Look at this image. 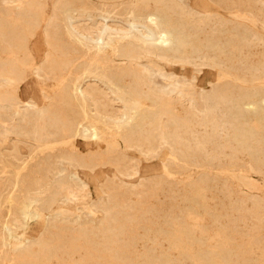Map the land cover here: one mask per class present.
<instances>
[{
  "label": "rangeland",
  "instance_id": "374dc122",
  "mask_svg": "<svg viewBox=\"0 0 264 264\" xmlns=\"http://www.w3.org/2000/svg\"><path fill=\"white\" fill-rule=\"evenodd\" d=\"M11 1L13 0H0V8L5 7L6 3L11 2ZM73 1L75 2L74 3L75 10L73 12L74 21H75V24H77L76 25L77 27L81 29L83 28L81 30V34L83 36H80V37H82V39L84 40H88L90 36H94V37L97 36L99 34V29L105 23L103 16L107 15L105 13L106 9H104V7H102L101 5L103 6L108 5L110 7V11L112 12L115 9V11L110 14L111 19L108 20L111 26H114L113 29L120 31L119 29H121L122 27L123 28L126 27V24H125L126 17L124 15L122 16L123 18L120 16L122 19L121 20L120 17H118V14H120V12L122 14H125L129 7L128 5L131 4L130 2L132 0H121V1L115 0V2L113 0V3H112V0L111 1H107V0L106 1L105 0H102V1L95 0L94 1L93 0L96 3H93L92 0H78V1L73 0ZM146 1L147 2L150 1V3L154 5V1H158V0H146ZM222 1H224L225 4ZM260 1L261 0H237L236 2V0H217L216 2L215 0H182V2L180 3L181 8L179 9V13L177 15L178 20L181 23V25L185 27L186 34L189 36L191 35L190 37L191 40H194L195 41L194 43L196 44V46L200 48V49L190 50L193 52V53L191 52L192 59L196 61L191 60V63L189 64L181 62L179 63V65L178 63L176 65H173L174 62H171L170 64L169 63L170 61L168 62L167 60L164 61L160 57H158L159 58L158 59L156 55H154L155 56V59H154V57H152L153 55H149V54H141L139 58H132V59L128 58V59L122 60L121 56L118 53V49H116L118 38H115V42H111V45L108 47L109 49L107 48V50L104 49V51L100 52V58H101L100 63H102L101 64L102 68L103 69L105 68L104 70L105 72H110V73L114 72L115 74L121 76L120 78H123V79L129 76L130 79L129 77L127 78V80L124 79V81L125 80L126 81L125 82L122 81V84H121L122 86L116 87V88L110 87L108 85L109 83L107 79H105L102 76L97 77L96 74H93L94 77L93 75H91L89 79L87 78L89 81L86 80L82 82L83 89L87 91V93L89 92L88 95L90 94V99H94L95 101V102L93 101L92 103L90 102L89 115L91 116L90 123L93 124L95 128L97 129L99 139L97 138V140L94 141L93 146L86 147L82 153V158L85 157V161L87 159V161L90 163L91 161L94 160L95 163L97 164L94 170L95 172H94L87 168H82V167L80 168V166H78L77 164L73 167V165L68 164L67 162H64V160L61 159L63 152L60 150L59 151L57 150V152L56 150L55 151L45 150L44 146H40L42 144L36 140V135L33 132L34 129L30 130L32 132H29V131L22 132V131L16 130L15 133L13 132L11 134H7L4 131V126L7 125L8 119L11 118L14 113L13 105L9 104L8 106H4V103H2L3 102L2 100L7 97L11 98L12 100L17 98V101L21 102V105H23L21 107L22 111L20 110L21 112H24L23 110L27 108L26 105L28 103L34 104L35 109L31 108L30 110L34 114V117H31L32 119L30 118V120H32L33 122L31 123L33 124V126L37 125L36 116H35L36 113L40 112L41 109L45 107H46L45 109L50 112L49 114H52V112H54L55 110L56 112H58L61 109L60 110L61 119L66 118L67 110L64 109L63 106L59 105V100H58L59 96L62 93V90L65 86H67L68 84H71L77 79V77L79 78L81 76L88 61L93 56V53L92 51H90V49H85L83 44L71 38L69 34H67L68 36H65L66 32L64 31V28H63L64 17L63 15H59L61 13L58 10L57 12L54 10L55 9L54 0H49L48 5H47L48 7L46 6L45 8L46 14L44 13L43 19H44L45 25L50 22V19L52 21L54 20V23L49 28L50 32L52 33V34L50 33V38L53 36L51 40L54 41L55 39L54 41L56 42L55 44L58 45V48L59 47L61 48L59 49L61 50V52H64L67 57V58L64 57V55L63 57L61 56L62 57L61 59H63L62 61L64 62L63 69L54 70L51 67H46V69L45 68L40 69L43 64L46 53L49 50L46 44V41H45L46 38L44 36L45 26L44 27L42 26L41 28H39L40 30L38 29V31L35 33L36 37L34 36L35 38H33L30 42V45H29V49L31 51L30 59H28L24 63H21L23 66V73L25 75L24 83L19 85L17 83H13L9 81L7 83L6 82L7 80L0 79L2 83L4 82L3 83L4 86L0 82V116H2L0 118V128L2 129V131L5 132V134L10 135L9 137L6 136L4 132H2L0 129V133L3 134L1 135L2 137H0L2 138L0 139V184H1L0 191H2L0 192V206L5 205L3 206L5 208L1 207L0 209V217H1L0 218V264H217V263L218 264L220 263L221 264H239V263L240 264H244V263L245 264H255V263L264 264V258H263L264 257V232H262L264 231L263 229L264 228V213H263L264 212L263 211L264 209V206H263L264 205L263 203L264 202V193H263L264 192L263 190L264 189V164L263 162L264 161H262L264 160L263 158L264 157V147H263L264 146L263 145L264 144V132H263L264 128L262 129V127H264V120L261 122L263 123L261 126V129L259 130L257 129L258 135L256 139L252 141L254 142V144L253 143H251L250 145L248 144L249 145V148H248V145H244V146L242 144L240 145V143H238L237 141L238 131L236 130H238L237 129L238 125L234 121V118L232 117L230 110L229 111L227 110L223 114H217L213 118V116L206 114L208 113L206 112L208 111V107L205 102L206 99L211 97L216 91H225L228 93H233V91L237 89L239 90V92L234 91V94L235 95L237 94L236 96L244 92L247 93V91L248 93H253L254 91L259 90V92L264 93V58H263L264 57L263 56L264 55V24H263L264 20L262 19L264 18V14H263L264 7H262V4L260 3ZM84 3H86L85 6L87 5L86 6L87 8H85ZM126 3L128 5H126ZM236 3H238L239 5ZM225 5H226V9L224 7ZM113 6L115 8H113ZM87 9H88V12L86 11ZM89 9L90 10L93 9V10L89 12L90 11ZM238 10H240V12ZM251 11H254V12H251ZM53 12L56 15L52 14ZM255 12H259V13H255ZM115 13H118V14L115 15ZM112 14H114L115 17ZM259 14L261 15L262 18L260 17ZM58 15H59V18L57 17ZM193 17H195L194 21H192L194 19ZM202 23L204 24V26L202 25ZM238 23L241 24V26L237 25ZM60 24H62V26ZM118 24L121 25V27ZM199 25H202L204 28H202V26H199ZM250 27L252 28V30H250L251 29ZM243 30H245V32L249 31L252 33L255 31L254 34L257 35V37L259 35L260 36L255 41L252 40L250 42H245V41L236 42L237 40L236 38L234 40L229 39L233 37L232 34L237 33V32L243 33L244 32ZM54 33H55V36H54ZM61 36H63V39ZM68 37L70 39H68ZM66 39H68L69 41H66ZM61 40L62 42H59ZM77 44H78V47H77ZM2 47L3 46H0V50H1L0 58L6 59L8 58V56L10 57L11 55L7 51V49L2 50ZM231 47H233V50ZM240 47H242V49ZM69 48L72 50V52ZM232 51L233 52L235 51L234 52L235 54ZM84 52H87V53L85 54ZM148 55L150 57H148ZM118 56H120V58H118ZM11 57L15 58L14 56H11ZM73 57H75V60ZM234 57L237 60H235ZM67 60H69L70 62ZM125 61H126V64H125ZM192 61L194 63H192ZM117 62L119 64H117ZM106 64L108 65L105 66ZM195 64L197 65L194 66ZM29 65L31 66L29 67ZM213 65L215 66L213 67ZM237 66L239 67V69ZM76 67L78 70L76 69ZM106 67H110V68H106ZM145 67H147V70ZM109 69L110 70L113 69V70L110 71ZM75 70L79 71V73L76 72ZM117 70L119 71L118 73H117ZM155 71H162L166 77L163 76L157 79V77H155ZM43 72H45V74H43ZM47 72L50 73L49 77H48L49 74ZM55 72L57 73L56 76L54 75ZM41 75L45 77L43 78ZM132 76L134 79L131 78ZM72 78L74 81L72 80ZM140 78H143V79H140ZM170 79L172 80L171 82H170ZM132 80L133 82H131ZM140 80H141V83H140ZM67 81H68V84H67ZM177 81L179 82L177 83ZM247 82H249V85ZM133 84L135 85L133 86ZM177 85L178 87H176ZM229 85L231 87L230 90L228 88ZM135 86H138V87H135ZM139 86L141 89L139 88ZM147 86H148V89H147ZM235 86H238V87L234 88ZM149 88L154 92H158L164 95L166 91H170L171 92L170 95L166 93L167 96L166 95L165 96L172 107L173 115L174 114L176 115L174 116L175 118L179 119V120L177 119L179 123L182 122L181 124H187V126L185 125V127L173 128L171 125H168L170 127L169 128L167 125L166 127L163 123L161 124L162 126L161 125L159 126V130H158L159 132L157 131L155 132V130H152L149 124L148 125L145 124L146 128H145V125H143L142 128L134 127L132 131L135 133V135H138V137L141 140H143L145 136L147 138L141 141L137 136L134 135V139H136V141L134 140L132 145H130L125 139L127 137V131L124 133V130H121L123 126H121L120 128L119 124L124 122L128 114H131L132 116L134 115L132 113L135 112V110H133L135 101L140 102L141 104L140 111H141V114L143 113L142 115L144 116L148 115L152 111H155L152 109L157 110L153 102H152V105H153V108H152V105H151L152 99L145 98L146 94L150 92ZM87 89L88 90L90 89V90L88 91ZM142 89L144 90L142 91ZM261 89L263 90V92ZM132 90L134 91L132 92ZM94 92L96 93L98 92V93L96 94ZM114 92H117V93H114ZM11 93H14V94H11ZM130 94H132V96H130ZM137 95H139L141 98ZM142 95H144V98ZM102 96L105 98H103ZM136 96H137V99H136ZM201 98L203 101L201 100ZM95 99L99 102H97ZM129 102L133 104H130ZM93 103H97L98 108H97V105H94ZM172 104L174 105V107ZM5 109L7 112H3L5 111ZM193 109H195V112L193 111ZM142 110H145V111H142ZM232 111L235 113L234 109ZM107 112L109 113V115ZM144 112L145 114L146 113L148 114L145 115ZM4 113L8 115H5ZM4 116H6V118H4ZM191 116L192 117L195 116V117L192 118ZM201 116L203 118L205 117L204 120H201L203 119L201 118ZM242 116H243L242 120H245V118L248 117L249 115L242 113L241 118ZM208 117L210 118L208 119ZM211 119H213L214 121L212 122ZM187 120L188 121L190 120V121L188 122ZM215 121H217L219 124L217 122L215 123ZM226 122L228 124V127H226L227 125H225ZM1 123L3 124V126ZM4 123H6V125ZM207 123H209L210 126H207L208 125ZM214 123H215V127L217 130L214 127ZM191 125L193 126V128L191 127ZM197 125H199V127L200 125L201 127L202 126L203 127L202 128L200 127L201 129H199V127L197 128ZM46 126L48 127L47 128L48 134H53L57 137L62 135L59 130H56L55 128L51 127L50 124H47ZM187 127L188 128L190 127V128L188 129ZM51 128L53 129L51 130ZM116 128H118L119 130H117ZM195 128H197L196 129L197 132L195 131ZM220 128H223L224 133H223V130ZM211 129H213L214 132ZM209 130H211L212 132ZM261 130H262V133L259 134ZM49 131L50 132L52 131V133H50ZM152 131H153L152 133L153 135H151ZM168 131H171L173 133L168 132ZM192 131L195 133H192ZM207 131H208V134H207ZM122 132L126 135V137L123 136L124 134ZM154 133L155 135H157V137L154 135ZM227 133L229 134L227 135ZM25 134L26 135L28 134L29 136L28 135L26 136ZM192 134L195 136L194 138H192L193 137ZM224 134L227 135V137H225ZM213 135L215 136V138ZM219 135H222L224 137V140H222L221 139L222 136H219ZM3 136H5L6 138ZM169 136L171 138L170 140H173V141L169 140ZM228 136H230L231 138L230 137L228 138ZM159 138L160 140L164 139L165 142L164 140L160 141ZM174 139L176 140L175 142H174ZM259 139L261 140V143ZM139 140L140 142H138ZM180 140H182V142ZM141 142H142L143 147L141 145ZM138 143H140L139 144L140 146H138ZM149 144L150 145L153 144L152 146L154 148L152 146H151L152 148H150ZM238 144L240 145V147ZM129 146L130 147L132 146L131 149L129 148ZM146 146H148L150 149ZM82 147L84 148V145H82ZM158 147H160L159 151H158ZM203 149L205 152L203 151ZM149 150L150 151L153 150L154 154H152L153 152L149 153ZM248 150L250 151V153ZM145 151H147L148 154ZM180 151L182 152V154ZM13 152H14V155H13ZM47 152L51 154L50 157L48 156L50 154L49 153L47 154ZM89 152H90V155H88ZM140 152H142L145 155L141 154ZM206 152H207V155H206ZM118 153L121 154L122 156L118 155ZM252 153L253 155H251ZM97 154L99 156H97ZM186 154H189V156H187ZM232 154L234 155V157L232 156ZM114 155L118 158V160L117 158H115ZM210 155L212 156L211 157L212 159L210 158ZM14 156L16 157V159H14L15 158ZM97 157H99V159ZM259 157H261V159H258ZM110 159H113V161ZM15 160H18V161L15 162ZM130 160H133L135 162L132 161L131 163ZM26 161L28 162L26 163ZM56 162L57 164L59 163L58 165L55 164L57 165V167L59 166V169L63 167L66 168V171L63 172V174H65V179L63 180L62 187H59L58 192L56 191V187H55L56 183L54 181L55 180L54 177L56 174L54 173L55 171L53 172L51 169L53 163H56ZM258 162L261 165L258 164ZM37 163L39 165H34ZM115 163L116 164L118 163L119 165H116ZM24 165H27V168H30L31 172L29 171V169L27 170V172L30 173L31 175L28 174L30 176L28 177V182L26 184L25 190L21 191V195L19 196V199L17 202V213L16 214L20 218H18L17 216L16 218L15 216L14 217L10 216L9 206H8L9 203L7 201L8 199H6L8 195L7 192L9 191V187L7 185H9L8 183H10L13 180V178L17 176V174L24 167ZM123 166H126V167L123 168ZM127 166L128 167L130 166V167L127 168ZM249 166L251 167V170H253L252 168L255 167L253 170L255 173L250 170ZM75 167L77 168L79 167L80 170ZM258 167L260 168L257 169ZM15 168L17 169V171ZM38 168H41V169H38ZM42 169H45V170H42ZM126 169H128V171ZM135 169L137 171L133 173ZM87 170H90V171H87ZM120 170L124 171V173ZM32 171L34 173H32ZM83 172H85V174H81ZM32 175H35V176H32ZM75 175H78L79 177L76 178ZM114 176L117 178V180ZM46 177L49 180V184L46 187L48 191L45 195L46 196L44 198L45 200H43L44 203L39 202L38 200H34V201L29 200L28 198V196H30L28 195L29 191L28 192L26 191L28 190V187L31 184L30 181H33V180L41 181L43 180V178H46ZM161 179H164V181H162ZM248 179H250V181ZM5 180L6 181L8 180V181L7 183L4 184L3 182H6ZM149 181H153V182H149ZM110 182L112 184L111 186H110ZM143 182H145L144 185H142ZM153 183H155L156 185L155 184L153 185ZM82 184H83V188H82ZM113 184L115 185V187ZM117 185L120 187L119 190H121V192L123 193H120L119 190L117 191L118 189ZM120 185H123V186L121 187ZM141 185L143 187H141ZM150 186L152 187L151 189H150ZM79 187L81 188L80 190H79ZM144 187L145 188L147 187V188L145 189ZM154 187H158V188H154ZM255 187L257 190L255 189ZM53 188H54V191H53ZM138 189H141V192L142 191L143 192L139 193L140 190ZM132 190H134L135 192H133ZM137 192H138V195H137ZM31 193L35 194L36 192L34 193L32 191L29 194ZM237 193H238V196H237ZM244 193L247 194V196ZM24 194H27V195H24ZM140 194L142 197L140 196ZM3 196L4 197L6 196V198H4ZM109 196L110 197L112 196V198H110ZM255 196L258 198H256ZM108 197L110 198V203H108L109 201H107L109 200ZM227 197L229 198V200ZM3 199L6 200L4 203L2 201ZM244 199L245 200L247 199L246 200L247 203ZM111 200H113L114 203ZM239 200L245 202L244 203L245 206H242L243 203L241 201L240 203ZM249 200H251L250 203H249ZM101 201L104 202L105 206L104 204H100ZM252 201L254 202V204ZM48 202L49 204H47ZM259 202L261 204H259ZM110 204L112 206H110ZM129 204L131 205L129 206ZM18 205H21V206H18ZM108 206L110 207L111 210L113 209V211L115 209V211L112 212L109 209H107L109 208ZM253 208H256V209L258 208L257 209L258 213ZM102 209L105 210L106 213ZM250 209L255 210V211L251 212ZM19 210H21V212ZM107 210H109L110 212L108 213ZM3 211H4V214H3L4 216L2 217ZM23 211L26 212V215L22 214ZM244 212L245 213L247 212V214H245ZM112 213L115 214V215L113 214L114 216L112 215L113 217L111 216ZM31 214L34 215V219L31 218L32 216ZM106 214L108 217L111 216L112 219L111 217L110 219L107 218V216H105ZM238 215L239 217H237ZM240 215H243V216H240ZM249 215L253 220L249 217ZM9 218L10 220H8ZM217 218H219L221 221ZM11 219L14 224L11 223ZM239 221L242 224L239 223ZM258 222L259 223L262 222L263 224L261 223L260 224L261 226H260ZM4 223L6 226L4 225ZM23 223H26V224H23ZM246 223L249 225L247 226ZM239 224H241L240 227H239ZM15 225H18V226H15ZM236 225L238 228L242 227L244 229L241 228L238 230ZM6 227H8V230ZM46 227L52 230L47 229ZM225 228L227 229V231L224 230ZM233 229L235 230V232L233 231ZM48 231H49V234H48ZM88 231H90L89 232L90 234L88 233ZM258 232L259 234L256 235ZM4 234L6 235L4 236ZM56 235L60 237L57 238L58 236ZM245 235L247 238L245 237ZM54 236H56V238ZM258 239L259 240L262 239L263 242H261L262 243L261 245ZM55 242L56 244H54ZM200 242H203V243H200ZM253 242H254V245H253ZM31 243L34 245L35 249L32 247L33 245ZM180 246H182L183 249ZM259 246L263 248L261 247L259 248ZM16 248L17 250L18 249L19 250L17 251ZM22 249L25 251H23ZM50 252H52V254ZM51 255H54V256L50 257ZM251 260H252V263H249L251 262Z\"/></svg>",
  "mask_w": 264,
  "mask_h": 264
},
{
  "label": "bare ground",
  "instance_id": "6f19581e",
  "mask_svg": "<svg viewBox=\"0 0 264 264\" xmlns=\"http://www.w3.org/2000/svg\"><path fill=\"white\" fill-rule=\"evenodd\" d=\"M78 1V0H77ZM93 1V0H92ZM95 1V0H94ZM93 1V3H96V2H94ZM102 1V0H101ZM106 1V0H105ZM107 1H111V0H107ZM118 1V0H117ZM121 1V0H120ZM216 2H217V0H215ZM48 2H49V0H13V1H11V2H7L6 3V6L5 7H2V8H0V46H3L2 47V50L3 49H7V51L10 53V55L11 56H14L15 58H13V57H9L8 56V58H6V59H3V58H0V79H3V80H7L6 82L8 83V81L9 82H13V83H17V84H19V85H21L22 83H24V80H25V75H24V73H23V66H22V64L21 63H24V62H26L28 59H30V56H31V51H30V49H29V45H30V42H31V40L33 39V38H35L36 37V35H35V33L38 31V29L39 28H41L42 26L44 27L45 26V28H44V36H45V38H46V44H47V46H48V52L46 53V56H45V58H44V61H43V64H42V66H41V68L40 69H43V68H45L46 69V67H51L52 69H54V70H62L63 69V65H64V62L62 61L63 59H61L62 57H63V55H64V57H66V55H65V53L64 52H61V48L59 49L58 48V45L57 44H55L56 42H54L55 41V39H54V41H52L51 40V38L53 37H51L50 38V26H52V24L54 23V20L52 21L51 19H50V22L49 23H47L46 25H45V23H44V19H43V16H44V13L46 14V10H45V8H46V6L48 5ZM81 2V1H80ZM79 2V3H80ZM83 2H85V1H83ZM82 2V3H83ZM114 2H115V0H114ZM149 2V3H148ZM146 1V0H132L130 3V5H128L127 3H126V5H128L129 7H128V9H127V11H126V13L125 12H123V13H125V14H122L121 12H120V14H118V13H115V15H117L118 14V17H122L123 15L126 17L125 19H126V27H122L121 29H119L120 31H117L116 29H113V27L114 26H111V24L108 22V20L109 19H111V13H113L114 11H115V9H114V11L112 12V11H110V7L107 5H101L102 7H104V9H106L105 10V13L107 14V15H104L103 16V19L105 20V23H104V25L99 29V34L97 35V36H90L89 38H88V40H84V39H82V37H80V36H83L82 34H81V30L83 29H81V28H79V27H77L76 25L77 24H75V21H74V17H73V12H74V10H75V2L73 1V0H54V6H55V11L57 12V10L61 13V14H59V15H63V17H64V22H63V28H64V31L66 32V34H65V36H68L67 34H69L70 35V37L71 38H73V39H75L76 41H78V42H80L81 44H83V46L85 47V49H90V51H92V53H93V56L90 58V60L88 61V63H87V65H86V67H85V69H84V71L82 72V74H81V76L78 78L77 77V79L74 81L73 80V78H72V80L74 81V82H72L71 84H68V81H67V86H65L64 88H63V90H62V93L60 94V96H59V105L60 106H63L64 107V109H66L67 110V116H66V118H64V119H61V117H60V110L58 111V112H56V110L54 111V112H52V114H49L50 112L48 111V110H46L45 108H43V109H41V111L40 112H37L36 113V121H37V125L35 126H33V124H31V123H33L32 122V120H30V118L31 117H34V114L30 111L31 110V108H34V104H31V103H28L27 105H26V109L25 110H23L24 112H21L22 110H21V107L23 106V105H21V102H19V101H17V98L16 99H14V100H12L11 98H2L3 100V102L2 103H4V106H8L9 104L10 105H13L14 106V113H13V116L11 117V118H7L8 119V121H7V125H6V123H4L6 126H4V131L7 133V134H11V133H15V131L16 130H18V131H29V132H32V131H30V130H32V129H34L33 130V132L35 133V135H36V140L38 141V142H40L42 145H40V146H44V149L45 150H51V151H55L56 150V152H57V150L59 151H62L63 153H62V156H61V159L62 160H64V162H67L68 164H71V165H73V167L77 164L78 166H80V168L82 167V168H87V169H90L91 171H94L95 170V168H96V163H95V161L93 160V161H91L90 163L87 161V159H86V161H85V157L84 158H82V153H83V151H84V149L86 148V147H90V146H93L94 145V141H96L97 140V138H98V133H97V129L95 128V126L93 125V124H91L90 123V119H91V116L89 115V106H90V102L92 103L93 101H94V99H90V94L88 95V93H87V91H85L84 89H83V87H82V82L83 81H89L88 79H89V77L91 76V75H93V74H96V76L98 77V76H102V77H104L105 79H107V81H108V85L110 86V87H114V88H116V87H121L122 85V81L123 82H125L126 80H127V78L129 77H127V78H124V79H126L125 81H124V79L123 78H120L121 76H119V75H117V74H115L114 72L113 73H110V72H105L104 70H105V68L103 69L102 68V66H101V64L102 63H100V60H101V58H100V52L101 51H104V49L105 50H107V48L111 45V42H115V38H118V43H117V45H116V49H118V53H119V55L121 56V58H122V60L123 59H128V58H139V56L141 55V54H149V55H153L152 57H154V59H155V56L154 55H156L157 56V58L158 57H160V58H162L164 61H166L167 60V62L168 61H170L169 63L171 64V62H174V64L173 65H176L177 63H178V65H179V63H181V62H183V63H187V64H189V63H191V60H194V59H192V51H190V50H192V49H200L199 47H197L196 46V44L194 43L195 41L194 40H191V35L189 36V35H187L186 34V32H185V27H183V25H181V23L179 22V20H178V17H177V15H178V13H179V9L181 8V2H182V0H158V1H154V5H152L151 3H150V1ZM214 2V1H213ZM220 2V1H219ZM218 2V3H219ZM223 3H224V1H222ZM226 2V1H225ZM236 2H237V0H236ZM239 2V1H238ZM243 2V1H242ZM248 2V1H247ZM77 3V2H76ZM88 3H89V1H88ZM112 3H113V0H112ZM221 3V2H220ZM240 3V2H239ZM251 3V2H250ZM260 3L262 4V7H264V0L262 1H260ZM85 4L86 3H84V6H85ZM91 4V3H90ZM183 4V3H182ZM225 4V3H224ZM235 4V3H234ZM236 4H238V3H236ZM257 4V3H256ZM78 5V4H77ZM80 5V4H79ZM89 5V4H88ZM94 5V4H93ZM121 5V4H120ZM239 5V4H238ZM246 5V4H245ZM84 6H83V8H84ZM87 6V5H86ZM85 6V8H87ZM153 6V7H152ZM220 6V5H219ZM229 6H231V5H229ZM228 6V7H229ZM235 6V5H234ZM233 6V7H234ZM258 6H259V4H258ZM48 7V6H47ZM225 7V9H226V5L224 6ZM239 7V6H238ZM244 7V6H243ZM242 7V8H243ZM251 7V6H250ZM113 8H115L114 6H113ZM230 8V7H229ZM240 8V7H239ZM257 8V7H256ZM260 8V7H259ZM94 9V8H93ZM93 9H91V10H93ZM116 9H118V8H116ZM224 9V8H223ZM245 9V8H244ZM253 9V8H252ZM53 10V11H54ZM90 10V9H89ZM91 10L89 11V12H91ZM112 10V9H111ZM123 10V9H122ZM229 10H231V9H229ZM233 10V9H232ZM250 10V9H249ZM263 10V9H262ZM87 12H88V9L86 10ZM85 11V12H86ZM117 11V10H116ZM119 11V10H118ZM121 11V10H120ZM239 12H240V10H238ZM245 11V10H244ZM257 11V10H256ZM104 12V11H103ZM247 12V11H246ZM251 12H254V11H251ZM255 13H259V12H255ZM52 14H55L54 12L52 13ZM88 14V13H87ZM90 14V13H89ZM251 14V13H250ZM264 14V13H263ZM56 15V14H55ZM59 15L57 16L58 18H59ZM83 15V14H82ZM112 15H114V14H112ZM115 15H114V17H115ZM260 15V14H259ZM196 16V15H195ZM240 16V15H239ZM242 16V15H241ZM78 17V16H77ZM117 17V16H116ZM121 17H120V19H121ZM184 17V16H183ZM215 17V16H214ZM213 17V18H214ZM257 17H258V15H257ZM260 17H261V15H260ZM54 18V17H53ZM56 18V17H55ZM61 18V17H60ZM98 18V17H97ZM123 18V17H122ZM194 19L192 20V21H194L195 20V17H193ZM254 18H256V17H254ZM262 18V17H261ZM76 19V18H75ZM217 19V18H216ZM251 19V18H250ZM260 19V18H259ZM263 20H264V18H262ZM62 20V19H61ZM122 20V19H121ZM258 21V20H257ZM206 22V21H205ZM264 22V21H263ZM56 23V22H55ZM58 23V22H57ZM60 23V22H59ZM211 23V22H210ZM216 23V22H215ZM228 23V22H227ZM262 23V22H261ZM190 24V23H189ZM264 24V23H263ZM61 26H62V24H60ZM119 25V24H118ZM202 25L204 26V24L202 23ZM202 25H199V26H202ZM237 25H240L241 26V24H237ZM98 26V25H97ZM120 27H121V25H119ZM192 26V25H191ZM202 26V28H204ZM208 26H209V24H208ZM215 26V25H214ZM243 26V25H242ZM246 26V25H245ZM245 26H244V28H245ZM118 27V26H117ZM196 27V26H195ZM206 27V26H205ZM219 27H221V26H219ZM239 27V26H238ZM247 27H249V26H247ZM251 28V27H250ZM250 28H248V29H250ZM53 29V28H52ZM240 29H241V27H240ZM247 29V30H248ZM40 30V29H39ZM250 30H252V28L250 29ZM214 31V30H213ZM244 32H245V30H243ZM53 32V31H52ZM239 33V32H237V33H234V34H232L233 35V37L232 38H229L230 40L232 39V40H234L235 38L237 39L236 40V42L237 41H245V42H250V41H252V40H256L258 37H257V35H255L254 34V32L252 33V32H249V31H247V32H245V33ZM64 33V32H63ZM191 33V32H190ZM229 33V32H228ZM230 33H231V31H230ZM52 34V33H51ZM214 34V33H213ZM35 36V37H34ZM54 36H55V33H54ZM65 36H64V38H65ZM62 37V39H63V36H61ZM193 37V36H192ZM227 37V36H226ZM230 37V36H229ZM59 38V37H58ZM68 39H70L69 37H68ZM68 39H66V41H69ZM56 40H57V38H56ZM65 40V39H64ZM225 40V39H224ZM201 41V40H200ZM204 41V40H203ZM202 41V42H203ZM226 41V40H225ZM262 41V40H261ZM59 42H62V40L61 41H59ZM59 42H57V43H59ZM73 42H75V41H73ZM72 42V43H73ZM201 42V43H202ZM233 42V41H232ZM79 43V44H80ZM228 43V42H227ZM222 44V43H221ZM224 44V43H223ZM235 44V43H234ZM238 44V43H237ZM236 44V45H237ZM226 45V44H225ZM239 45V44H238ZM259 45V44H258ZM60 46V45H59ZM80 46V45H79ZM82 46V45H81ZM262 46V45H261ZM63 47V46H62ZM70 47V46H69ZM71 47H72V45H71ZM77 47H78V44H77ZM225 47V46H224ZM238 47V46H237ZM223 48V47H222ZM232 48V50H233V47H231ZM241 49H242V47H240ZM244 48V47H243ZM255 48V47H254ZM261 48V47H260ZM64 49V48H63ZM62 49V50H63ZM70 49V48H69ZM93 49V50H92ZM109 49V48H108ZM71 50V49H70ZM77 50V49H76ZM83 50V49H82ZM220 50H221V48H220ZM236 50V49H235ZM263 50V49H262ZM1 51V50H0ZM67 51H68V49H67ZM195 51V50H194ZM197 51V50H196ZM241 51V50H240ZM65 52H66V50H65ZM71 52H72V50H71ZM89 52V51H88ZM192 52V53H191ZM226 52V51H225ZM233 52V51H232ZM235 52V51H234ZM233 52V53H234ZM68 53V52H67ZM77 53V52H76ZM85 54L87 53V52H84ZM228 53V52H227ZM246 53V52H245ZM2 54V53H1ZM235 54V53H234ZM3 55V54H2ZM71 55H72V53H71ZM74 55V54H73ZM88 55V54H87ZM92 55V54H91ZM148 55V57H150ZM262 55V54H261ZM260 55V56H261ZM62 56V57H61ZM69 56V55H68ZM108 56V55H107ZM120 56H118V58H120ZM238 56H239V54H238ZM264 56V55H263ZM87 57V56H86ZM197 57V56H196ZM207 57V56H206ZM236 57V56H235ZM235 57H234V59H235ZM27 58V59H26ZM67 58V57H66ZM74 58V60H75V57H73ZM73 58H71V59H73ZM141 58V57H140ZM217 58V57H216ZM215 58V59H216ZM231 58H233V57H231ZM238 58V57H237ZM264 58V57H263ZM77 59V58H76ZM111 59V58H110ZM159 59V58H158ZM257 59V58H256ZM78 60H79V58H78ZM78 60H76V61H78ZM84 60V59H83ZM118 60V59H117ZM121 60V59H120ZM141 60V59H140ZM235 60H237V59H235ZM243 60V59H242ZM67 61H69V60H67ZM66 61V62H67ZM119 61V60H118ZM127 61V60H126ZM126 61H125V64H126ZM135 61V60H134ZM138 61V60H137ZM142 61V60H141ZM194 61H196V60H194ZM219 61V60H218ZM222 61V60H221ZM263 61V60H262ZM70 62V61H69ZM73 62H75V61H73ZM85 62V61H84ZM123 62V61H122ZM136 62V61H135ZM213 62V61H212ZM216 62V61H215ZM223 62H224V60H223ZM233 62V61H232ZM258 62V61H257ZM72 63V62H71ZM81 63H82V61H81ZM80 63V64H81ZM105 63V62H104ZM121 63V62H120ZM192 63H194L193 61H192ZM200 63V62H199ZM217 63V62H216ZM227 63V62H226ZM255 63V62H254ZM113 64V63H112ZM112 64H110V65H112ZM117 64H119L118 62H117ZM222 64V63H221ZM228 64V63H227ZM226 64V65H227ZM232 64V63H231ZM108 64H106L105 66H107ZM177 65V66H178ZM185 65V64H184ZM197 64H195L194 66H196ZM200 65V64H199ZM233 65V64H232ZM238 65V64H237ZM31 65H29V67H30ZM124 66H126V65H124ZM137 66V65H136ZM142 66V65H141ZM187 66H189V65H187ZM191 66V65H190ZM215 65H213V67H214ZM217 66V65H216ZM220 66V65H219ZM68 67V66H67ZM71 67V66H70ZM73 67V66H72ZM79 67V66H78ZM238 67V66H237ZM242 67V66H241ZM243 67H244V65H243ZM106 68H110V67H106ZM118 68V67H117ZM136 68V67H135ZM146 68V70H147V67H145ZM201 68V67H200ZM222 68V67H221ZM50 69V68H49ZM65 69V68H64ZM73 69V68H72ZM76 69H77V67H76ZM122 69V68H121ZM120 69V70H121ZM124 69V68H123ZM144 69V68H143ZM195 69V68H194ZM226 69V68H225ZM228 69V68H227ZM237 69V68H236ZM238 69H239V67H238ZM25 70V69H24ZM47 70H48V68H47ZM53 70V71H54ZM78 70V69H77ZM81 70V69H80ZM110 70V69H109ZM113 70V69H112ZM112 70H110V71H112ZM116 70V69H115ZM114 70V71H115ZM126 70V69H125ZM160 70H162V69H160ZM46 71V70H45ZM71 71V70H70ZM76 71V70H75ZM82 71V70H81ZM122 71V70H121ZM164 71V70H163ZM241 71V70H240ZM243 71V70H242ZM27 72V71H26ZM58 72V71H57ZM76 72H78L79 73V71H76ZM119 71L117 70V73H118ZM126 72V71H125ZM136 72V71H135ZM38 73V72H37ZM48 73V72H47ZM52 73V72H51ZM56 73V72H55ZM54 73V75L56 76L57 75V73L55 74ZM122 73V72H121ZM237 73V72H236ZM28 74V73H27ZM43 74H45V72H43ZM49 74V75H48ZM47 75H48V77L50 76V73H48ZM65 74H66V72H65ZM68 74V73H67ZM53 75V76H54ZM69 75V74H68ZM70 75H72V74H70ZM126 75V74H125ZM244 75V74H243ZM42 76V75H41ZM52 76V77H53ZM54 76V77H55ZM62 76V75H61ZM76 76V75H75ZM163 76H165L164 74H163V72L162 71H155V77H157V79L159 78V77H163ZM242 76V75H241ZM259 76V75H258ZM34 77V76H33ZM43 77V76H42ZM45 77V76H44ZM43 77V78H44ZM74 77V76H73ZM93 77H94V75H93ZM126 77V76H125ZM143 77V76H142ZM166 77V76H165ZM47 78V77H46ZM59 78V77H58ZM66 78V77H65ZM88 78V79H87ZM103 78V79H104ZM132 79H134L133 78V76L131 77ZM169 78V77H168ZM67 79H69V78H67ZM71 79V78H70ZM129 79H130V77H129ZM136 79H137V77H136ZM140 79H143V78H140ZM147 79V78H146ZM150 79V78H149ZM171 79H173V78H171ZM170 79V82L172 81ZM138 80H139V78H138ZM182 80V79H181ZM61 81V80H60ZM70 81V80H69ZM135 81H137V80H135ZM134 81V82H135ZM147 81V80H146ZM1 82V81H0ZM54 82V81H53ZM131 82H133V80L131 81ZM130 82V83H131ZM144 82V81H143ZM148 82V81H147ZM169 82V81H168ZM179 81H177V83H178ZM239 82H241V81H239ZM2 83V82H1ZM4 83V82H3ZM2 83V85L4 86V84ZM86 83V82H85ZM105 83V82H104ZM130 83H129V85H130ZM140 83H141V80H140ZM248 83V85H249V82H247ZM6 84V83H5ZM144 84V83H143ZM232 84V83H231ZM245 84V83H244ZM253 84V83H252ZM7 85V84H6ZM9 85V84H8ZM84 85V84H83ZM95 85V84H94ZM135 84H133V86H134ZM146 85H147V83H146ZM180 85H181V83H180ZM235 85V84H234ZM239 85V84H238ZM251 85V84H250ZM125 86V85H124ZM232 86V85H231ZM12 87V86H11ZM16 87V86H15ZM93 87V86H92ZM135 87H138V86H135ZM144 87V86H143ZM146 87V86H145ZM160 87V86H159ZM176 87H178V85L176 86ZM190 87H192V86H190ZM223 87V86H222ZM236 87H238V86H235L234 88H236ZM139 88H140V86H139ZM138 88V89H139ZM155 88V87H154ZM216 88V87H215ZM224 88V87H223ZM229 90H230V85H229ZM233 88V89H234ZM127 89V88H126ZM129 89V88H128ZM132 89V88H131ZM141 89V88H140ZM147 89H148V86H147ZM150 89V88H149ZM189 89V88H188ZM222 89V88H221ZM225 89H226V87H225ZM240 89V88H239ZM88 90V89H87ZM90 90V89H89ZM88 90V91H89ZM94 90V89H93ZM95 90H96V88H95ZM125 90V89H124ZM144 89H142V91H143ZM168 90V89H167ZM243 90V89H242ZM262 90V89H261ZM14 91V90H13ZM12 91V92H13ZM134 90H132V92H133ZM136 91V90H135ZM140 91V90H139ZM234 91H238L239 92V90H234ZM234 91H233V93H228V92H225V91H216L211 97H209V98H207L206 99V105H207V107H208V111H206V112H208V113H206V114H209V115H211V116H213V118H214V116L215 115H217V114H223V113H225L227 110L229 111L230 110V113L232 114V117L234 118V121L236 122V124L238 125V127H237V129L238 130H236V131H238V133H237V141H238V143H240V145L242 144L243 146L244 145H250L251 143H253L254 144V142H252L253 140H255L256 139V137H257V135H258V131H257V129L259 130V129H261V126H262V124L263 123H261L263 120H264V93H261V92H259V90L258 91H254L253 93H248V91H247V93H242V94H239L238 96H236L235 94H234ZM241 91V90H240ZM244 91V90H243ZM130 92V91H129ZM250 92H251V90H250ZM262 92H263V90H262ZM94 93H96V92H94ZM98 93V92H97ZM96 93V94H97ZM100 93V92H99ZM114 93H117V92H114ZM136 93V92H135ZM138 93V92H137ZM143 93V92H142ZM142 93H140V94H142ZM166 93H168L169 95H170V91H166ZM165 93V95L167 96V94ZM174 93H176V92H174ZM173 93V94H174ZM204 93V92H203ZM11 94H14V93H11ZM105 94V93H104ZM125 94V93H124ZM129 94V93H128ZM9 95V94H8ZM94 95V94H93ZM98 95H100V94H98ZM119 95V94H118ZM122 95V94H121ZM135 95V94H134ZM164 94H160V93H158V92H154V91H152L151 89H150V92H148L147 94H146V96H145V98H148V99H152V101H151V105H152V102L154 103V105H155V107L157 108V110L156 109H152L153 108V105H152V110H155V111H152V112H150L149 114L148 113H146V114H148V115H146L145 114V112H144V114L146 115V116H144V115H142L141 114V111H140V102H136L135 100V102H134V108H133V110H135V112L134 113H132V112H130V113H132V114H134L133 116L131 115V114H128V116L126 117V119L124 120V122L123 123H120L119 124V126H120V128H121V126H123L122 128H121V130H124V133L127 131V137H126V135L124 134L123 136H125L126 138V140H127V142L130 144V145H132V143L134 142V140L136 141V139H134V135H135V133L132 131L133 130V128L134 127H143V125H145V124H149L150 126H151V129L152 130H155V132L157 131V132H159L158 130H159V126L161 125V124H163L164 123V125L166 126H168V125H171L173 128H181V127H185V125L187 126V124H181L182 122H180L179 123V119L178 118H175V116L173 115V111H172V107H171V105H170V103H169V101L167 100V98H166V96H165ZM172 95V94H171ZM205 95V94H204ZM14 96V95H13ZM92 96V95H91ZM130 96H132V94H130ZM137 96H139V95H137ZM137 96H136V99H137ZM143 96V98H144V95H142ZM6 97V96H5ZM11 97V96H10ZM96 97V96H95ZM103 97V96H102ZM140 97V96H139ZM204 97V96H203ZM94 98V97H93ZM100 98V97H99ZM98 98V99H99ZM103 98H105V97H103ZM107 98V97H106ZM128 98V97H127ZM141 98V97H140ZM140 98H138V99H140ZM142 98V99H143ZM48 99V98H47ZM51 100V99H50ZM96 100V99H95ZM128 100V99H127ZM132 100V99H131ZM170 100V99H169ZM201 100H202V98H201ZM97 101V100H96ZM173 101V100H172ZM203 101V100H202ZM31 102V101H30ZM52 102V101H51ZM95 102V101H94ZM97 102H99V101H97ZM101 102V101H100ZM111 103V102H110ZM116 103V102H115ZM130 103V102H129ZM193 103V102H192ZM52 104V103H51ZM94 105H97V103H93ZM112 104V103H111ZM130 104H133V103H130ZM93 105V106H94ZM102 105V104H101ZM173 105V104H172ZM205 105V106H206ZM24 106H25V104H24ZM2 107V106H1ZM107 107V106H106ZM173 107H174V105H173ZM8 108V107H7ZM11 108V107H10ZM96 108V107H95ZM97 108H98V105H97ZM199 108V107H198ZM35 109V108H34ZM235 110V113L232 111V110ZM13 110V109H12ZM21 110V111H20ZM37 110V109H36ZM58 110V109H57ZM98 110V109H97ZM9 111H11V110H9ZM8 111V112H9ZM129 111V110H128ZM142 111H145V110H142ZM193 111L195 112V109H193ZM205 111V110H204ZM3 112H7L6 111V109H5V111H3ZM2 112V113H3ZM66 112V111H65ZM116 112V111H115ZM120 112V111H119ZM127 112V111H126ZM146 112H147V110H146ZM57 113V114H56ZM108 113V112H107ZM118 113V112H117ZM247 114V115H249L248 117H246L245 118V120H242L243 119V116H242V118H241V114ZM5 114V113H4ZM193 114V113H192ZM5 115H8V114H5ZM31 115H33V116H31ZM101 115V114H100ZM108 115H109V113H108ZM199 115H201V114H199ZM10 116V115H9ZM106 116V115H105ZM178 116H180V115H178ZM196 116V115H195ZM194 116V117H195ZM227 116V115H226ZM2 116H0V118H1ZM192 117V116H191ZM194 117H192V118H194ZM217 117V116H216ZM230 117V116H229ZM4 118H6V116H4ZM94 118V117H93ZM116 118V117H115ZM201 118H203L202 116H201ZM205 118V117H204ZM204 118L203 119H201V120H204ZM207 118V117H206ZM210 117H208V119H209ZM224 118V117H223ZM231 118V117H230ZM32 119V118H31ZM178 119V120H177ZM184 119H185V117H184ZM188 119V118H187ZM195 119H197V118H195ZM35 120V119H34ZM95 120V119H94ZM114 120V119H113ZM117 120H118V118H117ZM182 120V119H181ZM200 120V119H199ZM198 120V121H199ZM207 120V119H206ZM205 120V121H206ZM212 120V122L214 121L213 119H211ZM219 120H221V119H219ZM226 120V119H225ZM2 121V120H1ZM6 121V120H5ZM103 121V120H102ZM184 121V120H183ZM188 121V120H187ZM190 121V120H189ZM188 121V122H189ZM192 121H194V120H192ZM191 121V122H192ZM107 122H109V121H107ZM187 122V123H188ZM208 122V121H207ZM217 121H215V123H216ZM221 122V121H220ZM223 122V121H222ZM203 123V122H202ZM215 123H214V127H215ZM218 123V122H217ZM2 124V123H1ZM47 124H50L51 125V127H53V128H55L56 130H59L60 131V133L62 134V135H60V136H55V135H53V134H48L47 133ZM100 124V123H99ZM103 124V123H102ZM115 124V123H114ZM191 124V123H190ZM208 125L207 126H210V124L209 123H207ZM219 124V123H218ZM235 124V125H236ZM193 125V124H192ZM191 125V127L193 128V126ZM223 125V124H222ZM225 125H227L226 127H228V124H227V122H226V124ZM2 126H3V124H2ZM115 126V125H114ZM149 126V127H150ZM162 126V125H161ZM166 126V127H167ZM212 126H213V124H212ZM212 126H211V128H212ZM218 126V125H217ZM224 126V125H223ZM169 127V126H168ZM199 127V125H197V128ZM200 127H201V125H200ZM199 127V129H201ZM204 127H206V126H204ZM213 127V128H214ZM233 127H235V126H233ZM53 128H51V130L53 129ZM145 128H146V125H145ZM160 128H162V127H160ZM164 128V127H163ZM170 128V127H169ZM173 128H171V129H173ZM188 128V127H187ZM190 128V127H189ZM188 128V129H189ZM197 128H195V131H196V129ZM218 128V127H217ZM231 128H232V126H231ZM264 127H262V129H263ZM1 129V128H0ZM117 130H119L118 128H116ZM167 129V128H166ZM215 129H216V127H215ZM220 129H222L223 130V128H220ZM234 129V128H233ZM139 130V129H138ZM137 130V131H138ZM147 130V129H146ZM181 130V129H180ZM212 131H213V129H211ZM211 130H209V131H211ZM217 130V129H216ZM229 130H230V128H229ZM1 131H2V129H1ZM4 131H2V132H4ZM58 131V132H59ZM150 131V130H149ZM191 131V130H190ZM189 131V132H190ZM199 131V130H198ZM211 131V132H212ZM219 131H221V130H219ZM5 132H4V134H5ZM21 132V133H22ZM50 132V131H49ZM140 132V131H139ZM143 132V131H142ZM142 132H141V134H142ZM168 132H171V131H168ZM173 132H174V130H173ZM173 132H171V133H173ZM180 132V131H179ZM182 132V131H181ZM197 132V131H196ZM202 132V131H201ZM206 132V131H205ZM214 132V131H213ZM230 132V131H229ZM263 132H264V130H263ZM26 133V132H25ZM50 133H52V131L50 132ZM53 133H55V132H53ZM116 133V132H115ZM118 133H120V132H118ZM146 133H147V131H146ZM153 133V131L151 132V135H153L152 134ZM187 133V132H186ZM191 133V132H190ZM192 133H195V132H193L192 131ZM203 133V132H202ZM216 133H218V132H216ZM215 133V134H216ZM223 133H224V130H223ZM222 133V134H223ZM260 133H262V130H261V132H259V134ZM7 134H5L6 136H10V135H7ZM29 134V133H28ZM27 134V135H28ZM181 134V133H180ZM207 134H208V131H207ZM210 134V133H209ZM229 133H227V135H228ZM1 135H3V134H1L0 133V137H2ZM22 135V134H21ZM26 135V134H25ZM26 135V136H27ZM57 135V134H56ZM58 135H59V133H58ZM143 135H145V134H143ZM154 135H155V133H154ZM175 135V134H174ZM173 135V136H174ZM176 135H177V133H176ZM179 135V134H178ZM189 135V134H188ZM193 135V134H192ZM191 135V136H192ZM199 135V134H198ZM198 135H196V136H198ZM227 135H225L224 134V136L225 137H227ZM17 136V135H16ZM29 136V135H28ZM121 136V135H120ZM135 136H137L138 137V135H135ZM140 136V135H139ZM147 136H148V134H147ZM156 137H157V135H155ZM160 136V135H159ZM167 136V135H166ZM171 136V135H170ZM170 136H169V140L171 139L170 138ZM180 136H182V135H180ZM183 136H185V135H183ZM214 136V135H213ZM219 136H222V135H219ZM232 136V135H231ZM263 136V135H262ZM3 137H5V136H3ZM34 137V136H33ZM142 137V136H141ZM153 137V136H152ZM172 137V136H171ZM179 137V136H178ZM187 137H189V136H187ZM195 136L193 135V137L192 138H194ZM230 136H228V138H229ZM234 137V136H233ZM6 138V137H5ZM13 138V137H12ZM16 138V137H15ZM18 138V137H17ZM35 138V137H34ZM122 138H124V137H122ZM139 138V137H138ZM137 138V139H138ZM143 138H144V136H143ZM145 138H147L146 136H145ZM144 138V139H145ZM161 138V137H160ZM160 138H159V140H160ZM168 138V137H167ZM185 138V137H184ZM197 138V137H196ZM214 138H215V136H214ZM218 138V137H217ZM231 138V137H230ZM0 139H2V138H0ZM4 139V138H3ZM21 139V138H20ZM99 139V138H98ZM140 139V138H139ZM143 139V140H144ZM150 139H152V138H150ZM154 139V138H153ZM189 139V138H188ZM221 139L222 140H224V137L222 136L221 137ZM141 140V139H140ZM140 140L138 141V142H140ZM143 140H141V141H143ZM148 140V139H147ZM164 140V139H163ZM163 140H160V141H163ZM168 140V141H169ZM193 140V139H192ZM202 140V139H201ZM153 141V140H152ZM159 141V142H160ZM170 141H173V140H170ZM176 140L174 139V142H175ZM181 142H182V140H180ZM184 141V140H183ZM188 141V140H187ZM191 141V140H190ZM194 141V140H193ZM230 141V140H229ZM259 141H260V143H261V140L259 139ZM258 141V142H259ZM151 142V141H150ZM159 142H158V144H159ZM164 142H165V140H164ZM236 142V141H235ZM123 143V142H122ZM155 143V142H154ZM256 143V142H255ZM259 143V144H260ZM135 144H137V143H135ZM134 144V145H135ZM140 143H138V146H140L139 145ZM172 144H173V142H172ZM178 144H179V142H178ZM182 144V143H181ZM186 144V143H185ZM185 144H183V145H185ZM193 144H194V142H193ZM198 144H199V142H198ZM252 144V145H253ZM257 144V143H256ZM255 144V145H256ZM15 145H17V144H15ZM82 145H84V148L82 147ZM141 145H142V142H141ZM146 145V144H145ZM150 145V144H149ZM153 144H151L150 145V148H152L153 146H152ZM175 145H176V143H175ZM175 145H173V146H175ZM201 145V144H200ZM200 145H198V146H200ZM217 145H219V144H217ZM222 145V144H221ZM234 145H235V143H234ZM239 145V144H238ZM240 145H239V147H240ZM249 145H248V148H249ZM264 145V144H263ZM152 146V147H151ZM165 146V145H164ZM167 146V145H166ZM179 146V145H178ZM212 146V145H211ZM216 146V145H215ZM225 146H226V144H225ZM243 146H242V148H243ZM254 146V145H253ZM15 147V146H14ZM17 147V146H16ZM132 147V146H131ZM131 147L129 146V148L131 149ZM142 147H143V145H142ZM146 147H148V146H146ZM169 147V146H168ZM202 147V146H201ZM201 147H199V148H201ZM222 147V146H221ZM235 147H237V146H235ZM238 147V148H239ZM256 147V146H255ZM262 147V146H261ZM264 147V146H263ZM18 148V147H17ZM120 148V147H119ZM135 148V147H134ZM140 148V147H139ZM149 148V147H148ZM149 148V149H150ZM154 148V147H153ZM159 148L160 147H158V151H159ZM171 148V147H170ZM194 148V147H193ZM209 148V147H208ZM207 148V149H208ZM247 148V147H246ZM245 148V149H246ZM259 148V147H258ZM143 149V148H142ZM183 149H185V148H183ZM186 149H188V148H186ZM189 149H190V147H189ZM197 149V148H196ZM210 149V148H209ZM221 149V148H220ZM224 149V148H223ZM228 149V148H227ZM250 149H252V148H250ZM249 149V150H250ZM18 150V149H17ZM42 150V149H41ZM141 150V149H140ZM146 150V149H145ZM175 150V149H174ZM192 150V149H191ZM215 150V149H214ZM248 150V151H249ZM258 150H260V149H258ZM15 151V150H14ZM50 151V152H51ZM117 151V150H116ZM120 151V150H119ZM173 151V150H172ZM178 151V150H177ZM203 151H204V149H203ZM207 151V150H206ZM224 151V150H223ZM226 151H228V150H226ZM240 151H241V149H240ZM239 151V152H240ZM251 151H253V150H251ZM146 153H147V151H145ZM150 152H153L152 154H154V151L153 150H149V153ZM176 152V151H175ZM181 152V151H180ZM200 152V151H199ZM205 152V151H204ZM208 152V151H207ZM207 152H206V155H207ZM243 152H244V150H243ZM255 152V151H254ZM253 152V153H254ZM259 152V151H258ZM49 152H47V154H48ZM116 153V152H115ZM114 153V154H115ZM141 154H143L142 152H140ZM248 153V152H247ZM247 153H245V154H247ZM249 153H250V151H249ZM248 153V154H249ZM253 153L251 154V155H253ZM9 154V153H8ZM16 154H18V153H16ZM35 154V153H34ZM34 154H33V156H34ZM50 154V153H49ZM54 154H55V152H54ZM53 154V155H54ZM96 154V153H95ZM117 154V153H116ZM123 154V153H122ZM148 154V153H147ZM146 154V155H147ZM181 154H182V152H181ZM209 154V153H208ZM211 154V153H210ZM226 154V153H225ZM257 154V153H256ZM10 155V154H9ZM13 155H14V152H13ZM44 155V154H43ZM59 155V154H58ZM88 155H90V152H89V154ZM118 155H121V154H119L118 153ZM143 155H145V154H143ZM187 156H189V154H186ZM236 155V154H235ZM7 156V155H6ZM49 157L51 156V154L50 155H48ZM97 156H99L98 154H97ZM115 156V155H114ZM122 156V155H121ZM175 156H176V154H175ZM184 156V155H183ZM222 156V155H221ZM232 156L234 157V155L232 154ZM245 156V155H244ZM15 157V156H14ZM16 157H17V155H16ZM16 157L14 158V159H16ZM24 157H26V156H24ZM32 157V156H31ZM48 157V158H49ZM57 157V156H56ZM88 157V156H87ZM181 157V156H180ZM186 157V156H185ZM212 156L210 155V158H211ZM237 157V156H236ZM23 158V157H22ZM30 158V157H29ZM59 158V157H58ZM89 158H90V156H89ZM98 159H99V157H97ZM115 158H117L116 156H115ZM202 158H204V157H202ZM207 158V157H206ZM221 158V157H220ZM250 158V157H249ZM252 158V157H251ZM264 158V157H263ZM26 159V158H25ZM33 159H34V157H33ZM93 159V158H92ZM114 159V158H113ZM113 159H110V160H112L113 161ZM124 159H126V158H124ZM212 159V158H211ZM239 159V158H238ZM258 159H261V157H259ZM8 160V159H7ZM19 160V159H18ZM18 160H15V162L16 161H18ZM31 160H32V158H31ZM30 160V161H31ZM37 160H38V158H37ZM41 160V159H40ZM48 160V159H47ZM51 160H52V158H51ZM55 160V159H54ZM116 160V159H115ZM117 160H118V158H117ZM128 160V159H127ZM208 160V159H207ZM220 160V159H219ZM237 160V159H236ZM25 161V160H24ZM36 161V160H35ZM59 161H61V160H59ZM58 161V162H59ZM123 161V160H122ZM121 161V162H122ZM131 161V163H132V161L133 160H130ZM179 161V160H178ZM262 161H264V160H262ZM28 161H26V163H27ZM40 162V161H39ZM49 162V161H48ZM55 162V161H54ZM63 162V163H64ZM100 162V161H99ZM111 162V161H110ZM119 162V161H118ZM124 162V161H123ZM133 162H135V161H133ZM194 162V161H193ZM257 162V161H256ZM44 163V162H43ZM51 163V162H50ZM60 163V162H59ZM58 163V164H59ZM114 163V162H113ZM112 163V164H113ZM128 163V162H127ZM131 163H130V165H131ZM235 163V162H234ZM17 164V163H16ZM24 164V163H23ZM55 164H57V162L56 163H53V165H52V171L56 174L55 175V187H56V191L58 192V190H59V187H62V183H63V180L65 179V174H63V172H65L66 171V168H61V169H59V166L57 167V165H55ZM116 164V163H115ZM134 164V163H133ZM138 164V163H137ZM172 164V163H171ZM253 164V163H252ZM258 164H260L259 162H258ZM263 164H264V162H263ZM20 165V164H19ZM33 165V164H32ZM34 165H39L38 163L37 164H34ZM99 165V164H98ZM116 165H119L118 163L116 164ZM124 165V164H123ZM140 165V164H139ZM254 165V164H253ZM257 165V164H256ZM261 165V164H260ZM259 165V166H260ZM18 166V165H17ZM16 166V167H17ZM23 166V165H22ZM49 166V165H48ZM47 166V167H48ZM19 167V166H18ZM32 167H34V166H32ZM41 167V166H40ZM43 167V166H42ZM50 167V166H49ZM120 167V166H119ZM124 167H126V166H123V168ZM130 167V166H129ZM128 166H127V168H129ZM132 167V166H131ZM170 167V166H169ZM22 168V167H21ZM75 168H77V167H75ZM117 168V167H116ZM133 168V167H132ZM140 168V167H139ZM249 168H250V170H251V167L249 166ZM255 168V167H254ZM254 168H252L253 170H254ZM260 167H258L257 169H259ZM16 169V168H15ZM29 169V171L31 172V170H30V168H27V165H24V167L20 170V172L17 174V176L16 177H14L13 178V180L10 182V183H8L9 185H7L8 187H9V191L7 192L8 193V195H7V198H6V196L4 197V198H6V199H8L7 201H8V203H9V212H10V216H12V217H16L17 216V202H18V199H19V196L21 195V191H23V190H25V187H26V184H27V182H28V177L31 175L30 173H28L27 172V170ZM33 169V168H32ZM36 169V168H35ZM38 169H41V168H38ZM71 169H72V167H71ZM74 169V168H73ZM77 169H79V167L77 168ZM131 169V168H130ZM42 170H45V169H42ZM76 170V169H75ZM80 170V169H79ZM90 170H87V171H90ZM97 170H98V168H97ZM124 170V169H123ZM127 171H128V169H126ZM253 170H251V171H253ZM260 170H262V169H260ZM16 171H17V169H16ZM36 171V170H35ZM51 171V172H52ZM81 171H83V170H81ZM120 171H122V170H120ZM126 171V172H127ZM134 171V170H133ZM137 170L135 169V171L133 172V173H135ZM256 171V170H255ZM50 172V171H49ZM95 172V171H94ZM123 173H124V171H122ZM130 172V171H129ZM254 172V171H253ZM32 173H34L33 171H32ZM72 173V172H71ZM118 173V172H117ZM255 173V172H254ZM28 174H30V175H28ZM81 174H85V172H83V173H81ZM93 174V173H92ZM258 174V173H257ZM260 174H262V173H260ZM12 175V174H11ZM15 175V174H14ZM45 175V174H44ZM50 175H51V173H50ZM71 175V174H70ZM121 175H122V173H121ZM128 175V174H127ZM259 175V174H258ZM32 176H35V175H32ZM123 176H125V175H123ZM123 176H121V177H123ZM52 177H53V175H52ZM67 177V176H66ZM75 177L76 178H78L79 176L78 175H75ZM115 177V176H114ZM9 178V177H8ZM7 178V179H8ZM53 178V179H54ZM70 178H71V176H70ZM116 178V177H115ZM123 178H125V177H123ZM4 179V178H3ZM36 179H38V178H36ZM30 180H31V178H30ZM68 180V179H67ZM72 180H73V178H72ZM116 180H117V178H116ZM129 180V179H128ZM162 181H164V179H161ZM243 180V179H242ZM249 181H250V179H248ZM255 180V179H254ZM4 181V180H3ZM6 181V180H5ZM8 181V180H7ZM7 181L6 182H3L4 184L5 183H7ZM10 181V180H9ZM75 181V180H74ZM78 181V180H77ZM246 181V180H245ZM1 182H2V180H1ZM51 182H53V181H51ZM69 182V181H68ZM72 182V181H71ZM149 182H153V181H149ZM160 182V181H159ZM168 182V181H167ZM166 182V183H167ZM30 186L28 187V190L26 191V192H28V195H30V196H28V198H29V200H31V201H34V200H38L39 202H43V200H45L44 198L46 197L45 195H46V193H47V189H46V187L48 186V184H49V180H48V178L46 177V178H43V180H33V181H30ZM78 183V182H77ZM106 183V182H105ZM107 183H109V182H107ZM113 183V182H112ZM115 183V182H114ZM121 183V182H120ZM141 183V182H140ZM144 183L145 182H143V184L142 185H144ZM166 183H164V184H166ZM169 183V182H168ZM203 183V182H202ZM201 183V184H202ZM51 184V183H50ZM80 184V183H79ZM150 184H152V183H150ZM155 183H153V185H154ZM254 184V183H253ZM256 184H258V183H256ZM1 185V184H0ZM53 185V184H52ZM52 185H51V187H52ZM64 185H66V184H64ZM109 185V184H108ZM112 184H111V182H110V186H111ZM114 185V184H113ZM141 185V187H143ZM148 185V184H147ZM156 185V184H155ZM158 185V184H157ZM160 185H161V183H160ZM261 185V184H260ZM4 186V185H3ZM2 186V187H3ZM50 186V185H49ZM79 186V185H78ZM103 186V185H102ZM118 186V185H117ZM116 186V187H117ZM121 187L123 186V185H120ZM127 186V185H126ZM159 186V185H158ZM206 186H207V184H206ZM257 186V185H256ZM259 186V185H258ZM69 187V186H68ZM105 187H107V186H105ZM113 187V186H112ZM114 187H115V185H114ZM135 187V186H134ZM149 187V186H148ZM201 187H203V186H201ZM243 187H244V185H243ZM262 187V186H261ZM50 188V187H49ZM76 188V187H75ZM82 188H83V184H82ZM119 186H118V189H117V191L119 190ZM145 188V187H144ZM143 188V189H144ZM147 188V187H146ZM145 188V189H146ZM152 187L150 186V189H151ZM154 188H158V187H154ZM160 188V187H159ZM163 188V187H162ZM253 188V187H252ZM81 188L79 187V190H80ZM104 189V188H103ZM107 189H109V188H107ZM113 189V188H112ZM111 189V190H112ZM122 189V188H121ZM149 189V188H148ZM202 189V188H201ZM251 189V188H250ZM254 189V188H253ZM255 189H256V187H255ZM4 190V189H3ZM6 190V189H5ZM71 190V189H70ZM114 190V189H113ZM112 190V191H113ZM127 190H129V189H127ZM136 190V189H135ZM138 190H140V192L139 193H142L141 192V189H138ZM158 190H160V189H158ZM240 190V189H239ZM257 190V189H256ZM255 190V191H256ZM264 190V189H263ZM262 190V191H263ZM36 192L35 194H33V193H31V194H29L30 192ZM53 191H54V188H53ZM74 191V190H73ZM108 191V190H107ZM120 191V193H123V192H121V190H119ZM133 192H135L134 190H132ZM151 191V190H150ZM155 191V190H154ZM249 191V190H248ZM261 191V192H262ZM0 192H2V191H0ZM4 192V191H3ZM6 192V191H5ZM71 192V191H70ZM75 192V191H74ZM111 192V191H110ZM115 192H116V190H115ZM126 192H128V191H126ZM257 192H259V191H257ZM51 193V192H50ZM105 193V192H104ZM113 193V192H112ZM125 193V192H124ZM145 193H147V192H145ZM153 193H155V192H153ZM229 193H230V191H229ZM264 193V192H263ZM115 194H117V193H115ZM126 194V193H125ZM132 194V193H131ZM133 194H135V193H133ZM149 194V193H148ZM150 194H151V192H150ZM227 194V193H226ZM240 194V193H239ZM245 194V193H244ZM258 194H260V193H258ZM24 195H27V194H24ZM59 195V194H58ZM137 195H138V192H137ZM143 195V194H142ZM146 195V194H145ZM231 195V194H230ZM241 195V194H240ZM243 195V194H242ZM246 196H247V194H245ZM119 196V195H118ZM117 196V197H118ZM120 196H121V194H120ZM140 196H141V194H140ZM237 196H238V193H237ZM237 196H235V197H237ZM246 196H245V198H246ZM49 197V196H48ZM110 197V196H109ZM108 197V199L109 200H107V201H109L108 203H110V198H112V196L109 198ZM142 197V196H141ZM256 197V196H255ZM62 198V197H61ZM107 198V197H106ZM228 198V197H227ZM256 198H258V197H256ZM23 199V198H22ZM240 199V198H239ZM261 199V198H260ZM25 200V199H24ZM28 200V201H29ZM228 200H229V198H228ZM241 200H243V199H241ZM241 200H239V202L241 201ZM245 200V199H244ZM247 200V199H246ZM245 200V201H246ZM255 200H257V199H255ZM3 201V203L6 201V200H2ZM112 202H113V200H111ZM232 201V200H231ZM263 201V200H262ZM49 202H50V200H49ZM49 202L47 203V204H49ZM101 202H103V201H101ZM100 202V204H104V202L103 203H101ZM106 202V201H105ZM189 202V201H188ZM242 203H243V205L242 206H245L244 205V203L245 202H243V201H241ZM240 202V203H241ZM251 202V200H249V203ZM253 202V201H252ZM30 203H32V202H30ZM44 203V202H43ZM107 203V204H108ZM114 203V202H113ZM235 203V202H234ZM246 203H247V201H246ZM256 203V202H255ZM264 203V202H263ZM262 203V204H263ZM35 204H36V202H35ZM42 204V203H41ZM230 204V203H229ZM239 204V203H238ZM253 204H254V202H253ZM259 204H261L260 202H259ZM258 204V205H259ZM22 205V204H21ZM21 205H18V206H21ZM32 205V204H31ZM131 204H129V206H130ZM232 205V204H231ZM240 205V206H241ZM257 205V204H256ZM256 205H254V206H256ZM3 206H5V205H1L0 206V209H1V207H3ZM42 206H44V205H42ZM52 206V205H51ZM50 206V207H51ZM103 206V205H102ZM104 206H105V204H104ZM103 206V207H104ZM110 206H112L111 204H110ZM114 206V205H113ZM240 206H239V208H240ZM250 206V205H249ZM260 206H262V205H260ZM264 206V205H263ZM109 207V206H108ZM132 207H134V206H132ZM234 207V206H233ZM253 207V206H252ZM258 207V206H257ZM3 208H5V207H3ZM26 208V207H25ZM45 208H47V207H45ZM113 208V207H112ZM259 208V207H258ZM257 208V209H258ZM7 209V208H6ZM5 209V210H6ZM24 209V208H23ZM50 209V208H49ZM107 209H109L110 211H112V212H114L115 211V209H114V211H113V209L111 210L110 209V207L109 208H107ZM231 209V208H230ZM248 209V208H247ZM253 209H255L256 210V212H257V209L256 208H253ZM260 209H261V207H260ZM26 210V209H25ZM103 210V209H102ZM109 210H107L108 211V213L110 212ZM245 210V209H244ZM251 210V209H250ZM255 210H251V212L252 211H255ZM20 212H21V210H19ZM30 211V210H29ZM105 213H106V211L105 210H103ZM235 211V210H234ZM240 211V210H239ZM242 211V210H241ZM263 211H264V209H263ZM7 212H8V210H7ZM228 212V211H227ZM230 212V211H229ZM232 212H233V210H232ZM243 212V211H242ZM248 212V211H247ZM247 212L245 213V214H247ZM261 212V211H260ZM235 213V212H234ZM237 213H238V211H237ZM243 213V214H244ZM258 213V212H257ZM264 213V212H263ZM4 214V211H3V213H2V217L4 216L3 215ZM19 214V213H18ZM22 214L23 215H26V212L25 211H23L22 212ZM30 214V213H29ZM114 213H112L111 214V216L113 215ZM228 214V213H227ZM233 214V213H232ZM260 214V213H259ZM8 215V214H7ZM32 216H31V218H33L34 219V215L33 214H31ZM115 215V214H114ZM113 215V216H114ZM117 215V214H116ZM220 215V214H219ZM230 215H231V213H230ZM258 215V214H257ZM263 215V214H262ZM105 216H107V214L105 215ZM110 216V217H111ZM112 216V217H113ZM228 216V215H227ZM240 216H243V215H240ZM248 216V215H247ZM254 216H255V214H254ZM259 216V215H258ZM18 217V216H17ZM16 217V218H17ZM110 217H108L107 216V218H109L110 219ZM112 217H111V219H112ZM237 217H239V215L237 216ZM249 217H250V215H249ZM257 217V216H256ZM256 217H255V219H256ZM1 218V217H0ZM18 218H20V217H18ZM115 218V217H114ZM226 218V217H225ZM224 218V219H225ZM231 218H232V216H231ZM247 218V217H246ZM251 218V217H250ZM249 218V219H250ZM254 218V217H253ZM258 218V217H257ZM14 219V218H13ZM32 219V220H33ZM37 219V218H36ZM71 219V218H70ZM217 219H219V218H217ZM252 219V218H251ZM259 219V218H258ZM258 219H257V221H258ZM4 220V219H3ZM8 220H10V218L8 219ZM7 220V221H8ZM15 220V219H14ZM13 220V221H14ZM18 220V219H17ZM17 220H16V222H17ZM107 220V219H106ZM220 220V219H219ZM238 220V219H237ZM253 220V219H252ZM251 220V221H252ZM260 220V219H259ZM20 221V220H19ZM113 221H114V219H113ZM221 221V220H220ZM227 221H228V219H227ZM261 221V220H260ZM5 222V221H4ZM26 222V221H25ZM110 222H112V221H110ZM218 222V221H217ZM235 222V221H234ZM243 222V221H242ZM11 223L12 224H14L13 222H12V219H11ZM225 223V222H224ZM233 223V222H232ZM236 223V222H235ZM239 223H241L240 221H239ZM257 223V222H256ZM259 223V222H258ZM262 223V222H261ZM261 223H259V225L261 224ZM11 224V225H12ZM17 224V223H16ZM23 224H26V223H23ZM77 224V223H76ZM78 224H79V222H78ZM82 224V223H81ZM112 224V223H111ZM110 224V225H111ZM220 224V223H219ZM242 224V223H241ZM241 224H239V227H240V225ZM247 224V223H246ZM251 224V223H250ZM263 224V223H262ZM4 225H5V223H4ZM8 225H9V223H8ZM184 225V224H183ZM227 225V224H226ZM230 225V224H229ZM234 225V224H233ZM232 225V226H233ZM249 224H247V226H248ZM253 225V224H252ZM6 226V225H5ZM14 226V225H13ZM15 226H18V225H15ZM219 226V225H218ZM221 226H222V224H221ZM220 226V227H221ZM231 226V227H232ZM245 226V225H244ZM251 226V225H250ZM249 226V227H250ZM255 226V225H254ZM253 226V227H254ZM261 226V225H260ZM52 227V226H51ZM86 227V226H85ZM224 227H226V226H224ZM234 227V226H233ZM236 227H237V225H236ZM7 228V230H8V227H6ZM47 229H50V228H48V227H46ZM103 228V227H102ZM238 228V227H237ZM242 228V227H241ZM241 228H238V230L239 229H241ZM246 228V227H245ZM248 228V227H247ZM10 229H11V227H10ZM86 229V228H85ZM93 229V228H92ZM222 229H223V227H222ZM234 229H236V228H234ZM233 229V231L235 232V230ZM242 229H244V228H242ZM251 229V228H250ZM259 229V228H258ZM264 229V228H263ZM46 230V229H45ZM50 230H52V229H50ZM79 230V229H78ZM84 230V229H83ZM87 230V229H86ZM224 230H226L227 231V229L225 228ZM229 230V229H228ZM231 230V229H230ZM248 230V229H247ZM54 231V230H53ZM85 231V230H84ZM196 231V230H195ZM246 231V230H245ZM46 232V231H45ZM90 231H88V233H89ZM198 232V231H197ZM230 232V231H229ZM241 232V231H240ZM243 232V231H242ZM248 232V231H247ZM251 232V231H250ZM253 232V231H252ZM262 232H264V231H262ZM4 233H5V231H4ZM6 233H7V231H6ZM47 233V232H46ZM246 233V232H245ZM256 233V232H255ZM43 234V233H42ZM48 234H49V231H48ZM51 234V233H50ZM54 234V233H53ZM90 234V233H89ZM237 234V233H236ZM241 234V233H240ZM259 234V232L256 234V235H258ZM263 234V233H262ZM6 234H4V236H5ZM86 235V234H85ZM92 235H93V233H92ZM221 235V234H220ZM238 235V234H237ZM250 235H252V234H250ZM254 235V234H253ZM56 236H58V235H56ZM56 236H54L55 238H56ZM63 236V235H62ZM73 236V235H72ZM215 236V235H214ZM223 236V235H222ZM255 236V235H254ZM60 236H58L57 238H59ZM93 237V236H92ZM224 237V236H223ZM230 237V236H229ZM240 237V236H239ZM245 237H246V235H245ZM245 237H244V239H245ZM252 237V236H251ZM256 237V236H255ZM46 238V237H45ZM86 238V237H85ZM225 238V237H224ZM233 238V237H232ZM238 238V237H237ZM242 238V237H241ZM247 238V237H246ZM6 239V238H5ZM52 239H53V237H52ZM67 239V238H66ZM179 239V238H178ZM214 239V238H213ZM217 239V238H216ZM220 239V238H219ZM250 239V238H249ZM1 240H2V238H1ZM40 240H42V239H40ZM59 240V239H58ZM68 240V239H67ZM106 240V239H105ZM203 240V239H202ZM233 240V239H232ZM235 240H236V238H235ZM259 240V239H258ZM261 240V241H260ZM259 240V242H260V245L262 244L261 242H263L262 241V239H260ZM36 241V240H35ZM34 241V242H35ZM54 241V240H53ZM204 241V240H203ZM241 241V240H240ZM6 242V241H5ZM32 242V241H31ZM33 242V243H34ZM49 242V241H48ZM52 242V241H51ZM50 242V243H51ZM198 242V241H197ZM206 242V241H205ZM217 242V241H216ZM219 242V241H218ZM223 242V241H222ZM254 242H255V240H254ZM254 242H253V245H254ZM44 243V242H43ZM60 243V242H59ZM199 243V242H198ZM200 243H203V242H200ZM257 243V242H256ZM2 244V243H1ZM23 244V243H22ZM32 244V243H31ZM54 244H56V242L54 243ZM245 244V243H244ZM6 245V244H5ZM33 245V244H32ZM36 245V244H35ZM49 245V244H48ZM202 245V244H201ZM224 245V244H223ZM251 245V244H250ZM258 245V244H257ZM256 245V246H257ZM10 246V245H9ZM17 246V245H16ZM21 246V245H20ZM85 246V245H84ZM83 246V247H84ZM204 246V245H203ZM214 246V245H213ZM236 246V245H235ZM31 247V246H30ZM33 248H34V245L32 246ZM59 247V246H58ZM99 247V246H98ZM181 248H182V246H180ZM215 247V246H214ZM221 247V246H220ZM261 246H259V248H260ZM9 248V247H8ZM23 248V247H22ZM38 248V247H37ZM40 248V247H39ZM52 248V247H51ZM54 248V247H53ZM111 248V247H110ZM230 248V247H229ZM237 248V247H236ZM235 248V249H236ZM247 248V247H246ZM255 248V247H254ZM261 248H263V247H261ZM14 249V248H13ZM25 249V248H24ZM29 249V248H28ZM35 249V248H34ZM34 249H32V250H34ZM49 249H50V247H49ZM58 249V248H57ZM60 249V248H59ZM104 249V248H103ZM183 249V248H182ZM185 249V248H184ZM200 249V248H199ZM252 249V248H251ZM16 250H17V248H16ZM15 250V251H16ZM19 250V249H18ZM17 250V251H18ZM23 250V249H22ZM21 250V251H22ZM53 250V249H52ZM94 250V249H93ZM102 250V249H101ZM205 250V249H204ZM11 251V250H10ZM14 251V252H15ZM23 251H25V250H23ZM50 251V250H49ZM48 251V252H49ZM59 251V250H58ZM61 251V250H60ZM227 251V250H226ZM244 251V250H243ZM254 251V250H253ZM2 252V251H1ZM13 252V253H14ZM113 252V251H112ZM197 252V251H196ZM195 252V253H196ZM255 252V251H254ZM259 252V251H258ZM51 254H52V252H50ZM63 253V252H62ZM217 253V252H216ZM215 253V254H216ZM263 253V252H262ZM17 254V253H16ZM56 254H57V252H56ZM92 254V253H91ZM222 254V253H221ZM231 254H232V252H231ZM246 254V253H245ZM260 254V253H259ZM69 255H71V254H69ZM248 255V254H247ZM256 255V254H255ZM254 255V256H255ZM13 256V255H12ZM52 256H54V255H51L50 257H52ZM57 256V255H56ZM262 256V255H261ZM237 258V257H236ZM247 258V257H246ZM264 258V257H263ZM251 259V258H250ZM249 260V259H248ZM255 260V259H254ZM85 261V260H84ZM109 261V260H108ZM256 261V260H255ZM262 261H263V259H262ZM87 262V261H86ZM197 262V261H196ZM247 262V261H246ZM249 263H252V260H251V262H249ZM218 264V263H217ZM221 264V263H220ZM240 264V263H239ZM245 264V263H244ZM256 264V263H255ZM262 264V263H261Z\"/></svg>",
  "mask_w": 264,
  "mask_h": 264
}]
</instances>
